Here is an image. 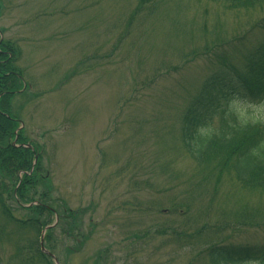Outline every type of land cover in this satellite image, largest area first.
Wrapping results in <instances>:
<instances>
[{"label":"rangeland","instance_id":"rangeland-1","mask_svg":"<svg viewBox=\"0 0 264 264\" xmlns=\"http://www.w3.org/2000/svg\"><path fill=\"white\" fill-rule=\"evenodd\" d=\"M0 32L26 85L9 73L0 89V264H33L47 227L59 264H210L212 247H264V190L241 185L226 155L197 163L182 139L205 83L241 75L264 42V6L0 0ZM262 105L231 109L252 122ZM19 154L32 167L18 175Z\"/></svg>","mask_w":264,"mask_h":264},{"label":"trees","instance_id":"trees-1","mask_svg":"<svg viewBox=\"0 0 264 264\" xmlns=\"http://www.w3.org/2000/svg\"><path fill=\"white\" fill-rule=\"evenodd\" d=\"M211 1L230 8L253 9L264 6V0ZM11 52L13 51L11 50ZM0 59H5L4 63L1 61V75L4 77L1 78L0 89L2 90L9 83H12L11 79L13 78L12 80L17 83L14 90H18V88L23 90L22 78L15 77L12 72L10 73L13 62L7 55L3 56V54H0ZM9 73L12 78L7 77ZM223 78L224 76H221L214 78L212 83H205L203 87L205 91L203 94L204 98L194 102L189 107L182 126V139L185 150L197 163H202L212 154L226 155L228 160L234 161L232 169L241 185L247 188L264 190V124L242 121L231 109V105L235 101L264 103V42L259 45L256 53L248 61L245 72L228 81H226L227 79L223 80ZM5 125L8 128L10 127L7 122H5ZM5 125L1 121V130L6 131L7 127ZM196 145L201 147L199 150L194 151L193 148ZM12 151L15 156L18 155L19 150L17 148L12 149ZM23 159L24 156L20 154L15 159L19 163L15 165L18 175L25 173L24 171H29L32 167L31 162L29 164H27V161L20 163ZM18 175H16L17 178ZM24 177L25 184L29 186L33 179ZM31 186L28 187L24 194L21 193L22 199L17 198L18 203L22 207L24 205L22 202L29 200ZM80 212L67 211V220L75 215L78 216V221L82 225L83 218ZM31 214L41 215L42 212L35 210ZM52 216L50 215V217ZM72 221L74 224L78 223L74 218ZM53 230L54 228L47 232L45 242L48 243L49 235ZM66 232L68 231L65 228L62 229V236H65ZM71 241L77 245V249H68L66 253L69 256L81 253L84 247L83 243L80 244L79 240L74 237L71 238ZM84 241L85 245L87 241ZM42 255L39 254L36 260L32 259L34 261L33 264H54L53 260H49L45 254ZM207 258L210 264H264V247L250 249L237 246H217L212 247L208 251ZM101 261L102 259L99 258L95 260L94 264H102Z\"/></svg>","mask_w":264,"mask_h":264},{"label":"clouds","instance_id":"clouds-1","mask_svg":"<svg viewBox=\"0 0 264 264\" xmlns=\"http://www.w3.org/2000/svg\"><path fill=\"white\" fill-rule=\"evenodd\" d=\"M261 111L264 112V105L261 106ZM252 123H254V124H264V114L254 118L252 120ZM200 147H201L200 145H196V146H194L193 150L197 151V150L200 149Z\"/></svg>","mask_w":264,"mask_h":264},{"label":"water","instance_id":"water-1","mask_svg":"<svg viewBox=\"0 0 264 264\" xmlns=\"http://www.w3.org/2000/svg\"><path fill=\"white\" fill-rule=\"evenodd\" d=\"M50 228H51V227H47V228L44 230V232H43V237H42V242H41L42 250H43V252H44L46 255L50 256V257L55 261L56 264H58L57 259L55 258V256L52 255V254H50V253H49L48 251H46L45 248L43 247V241H44V235H45V232H46L47 230H49Z\"/></svg>","mask_w":264,"mask_h":264},{"label":"flooded vegetation","instance_id":"flooded-vegetation-1","mask_svg":"<svg viewBox=\"0 0 264 264\" xmlns=\"http://www.w3.org/2000/svg\"><path fill=\"white\" fill-rule=\"evenodd\" d=\"M2 54H3V56L7 55L9 58L11 57L7 52H3ZM4 60L5 59H3V60L0 59V65H1V61H2V63H4ZM0 70H1V67H0Z\"/></svg>","mask_w":264,"mask_h":264},{"label":"bare ground","instance_id":"bare-ground-1","mask_svg":"<svg viewBox=\"0 0 264 264\" xmlns=\"http://www.w3.org/2000/svg\"><path fill=\"white\" fill-rule=\"evenodd\" d=\"M10 56H11V55H10ZM10 58H12V57H10ZM22 85H23V89H25V88H26V85H25V83H23Z\"/></svg>","mask_w":264,"mask_h":264}]
</instances>
